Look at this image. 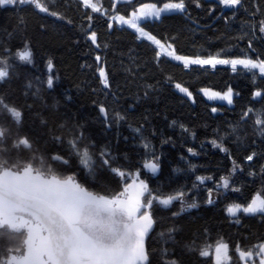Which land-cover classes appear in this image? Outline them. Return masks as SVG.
<instances>
[{
	"label": "trees",
	"instance_id": "obj_1",
	"mask_svg": "<svg viewBox=\"0 0 264 264\" xmlns=\"http://www.w3.org/2000/svg\"><path fill=\"white\" fill-rule=\"evenodd\" d=\"M42 2L59 15L31 4L0 6V60L7 61L9 73L0 81V97L22 113L17 124L0 111V128L5 132L0 157L9 161L6 166L22 171L32 163L37 169L43 158L57 175H72L98 194L122 190L124 181L111 168L139 171L153 193L184 192L183 205L179 200L169 206L154 201L147 264H215V255H200L206 245L212 250L222 241L236 259L237 247L250 251L264 244V214L231 216L226 211L234 203L246 205L258 192L264 195V135L258 131L264 126L254 123L255 114L264 112V97L253 99L255 91L264 93V77L253 80L241 66L237 72L230 65L185 68L167 55L174 50L192 58L219 52L226 53L225 58L264 59V32L259 30L264 0H241L236 7L220 0H184L183 11L142 19L140 26L166 46L159 57L156 45L109 17L128 18L143 4L162 7L178 0H101L100 12H92L78 0ZM93 31L99 47L87 39ZM26 45L32 52L30 64L16 56ZM101 67L108 87L101 82ZM49 76L52 88L47 86ZM177 83L192 96L180 92ZM229 87L235 94L232 104L213 102L201 91L226 92ZM249 108L253 112L244 117ZM22 138L29 141L30 149L13 147ZM73 140L88 148L95 162L91 173L70 147ZM213 140L227 151L214 147ZM252 153L253 160L247 161ZM54 155L68 163L51 160ZM105 158L108 165L102 163ZM147 160L158 164V173L144 169ZM233 161L240 169L230 176ZM17 163L19 168L13 167ZM199 176L212 179L201 184ZM221 177H230L229 189L217 187ZM233 187L240 191H232ZM210 189L211 204L207 203ZM190 203L197 207L188 208ZM25 238L24 230L0 228V261L11 253H24Z\"/></svg>",
	"mask_w": 264,
	"mask_h": 264
},
{
	"label": "snow or ice",
	"instance_id": "obj_2",
	"mask_svg": "<svg viewBox=\"0 0 264 264\" xmlns=\"http://www.w3.org/2000/svg\"><path fill=\"white\" fill-rule=\"evenodd\" d=\"M78 2H81L85 8H91L92 12L101 11L93 0H78ZM220 3L227 7H236L241 4V0H220ZM16 4H31L41 12L52 16L59 15L57 12L50 11L42 0H0V6ZM184 8V0L167 2L162 7L154 3L143 4L133 10L128 18L117 14L111 19L118 21L121 25H128L139 33V37L151 41L160 49L157 52L159 57L166 46L145 31L139 22L149 17L158 18L161 13L167 11H183ZM259 30L264 32V21H261ZM87 39L99 47L94 31L88 35ZM167 55L176 61H181L185 68L190 65H207L215 69L217 65H230L231 70L237 72L238 66H241L240 70L251 73L253 80L257 76L264 77V59L259 57L253 59L244 55L240 58H225L226 53L218 52L208 55L207 58L199 56L192 58L176 55L174 50L168 51ZM16 56L22 62L32 63V52L27 45L23 50L18 51ZM100 59V56L96 57L97 61ZM0 65H3L0 66V81H2L9 75L7 61L0 60ZM52 67V61L49 60L48 70L51 71ZM99 76L104 86L108 87V76L102 67L99 69ZM47 86L53 87L52 76L48 77ZM175 87L187 96H192L188 88L181 84L177 83ZM201 91L209 99L226 100L229 104L233 102V90L230 87L223 94L210 89H201ZM258 97H264V93L260 90L253 93V99ZM216 110V108L212 109L213 112ZM0 111L7 112L15 123H20L22 113L15 107H9L2 97H0ZM100 112L107 116L105 108L101 107ZM251 112L253 109L249 108L243 116L247 117ZM255 115L254 123L264 126V112H257ZM258 131L264 135V127L259 128ZM4 135V129L0 128V141L3 140ZM69 143L74 154L79 157L81 165L91 173L95 162L88 148H80L75 140ZM211 143L214 147L227 151L216 140ZM21 145L31 148L26 138L20 139L13 147L19 148ZM2 151L4 150L0 149V152ZM189 152H192V149H189ZM101 156H105V153H101ZM254 156L255 153H252L246 157V160L251 161ZM50 159L63 164L68 163L67 159L59 155H54ZM102 163L108 165L109 160L105 158ZM8 164V160L0 157V228L8 226L16 232L26 230V238L23 240L26 254L11 255L8 261H0V264H146L148 253L145 237L154 224L150 212L153 201L164 206H169L176 200H179L182 205L185 203V194L182 191L167 195L153 193L147 183L139 178V171L126 173L119 168H111L110 170L122 180L127 179L130 182L123 183L121 191L106 195L89 191L76 182L72 175L61 178L50 166L45 165L43 158H40V167L35 170V174H33L32 163L24 165L22 171H12L6 166ZM13 167L19 168V163ZM143 167L153 173L158 170V164L152 160L145 161ZM239 169L240 166L233 161L230 176ZM249 175L255 174L249 173ZM211 179L210 176L197 177L201 184ZM220 180L221 183L217 187L230 188V177H221ZM231 190L240 191L235 187ZM208 197L207 203H213L211 189L208 191ZM187 207L195 208L197 205L190 203ZM226 211L231 216H236L240 212L253 215L264 214V195L258 192L246 205L234 203L228 206ZM211 247L206 245L200 250V255L208 257L211 254L209 251ZM228 247L222 241L217 242L214 248L215 264H223L225 259H230ZM257 247L258 251L255 254L262 257L259 264H264V244ZM16 251L19 252L20 249L17 248ZM236 251L241 258H251L254 255L253 251H242L239 247ZM171 264L176 262L172 261Z\"/></svg>",
	"mask_w": 264,
	"mask_h": 264
},
{
	"label": "rangeland",
	"instance_id": "obj_3",
	"mask_svg": "<svg viewBox=\"0 0 264 264\" xmlns=\"http://www.w3.org/2000/svg\"><path fill=\"white\" fill-rule=\"evenodd\" d=\"M100 1L101 0H93V2L94 3H96L99 7L101 6V3H100ZM110 1H112V0H110ZM114 1H117V2H120V3H125V2H127V1H131V0H114ZM102 14H104V13H102ZM110 19H111V17H109ZM113 20V19H112ZM164 53V52H163ZM205 66H207V65H205ZM217 66H219V65H217ZM221 94H223L224 92H220ZM234 92H233V98H234ZM207 96V95H206ZM208 97V96H207ZM209 98V97H208ZM211 101H213V102H219V103H226V104H229L226 100H219V99H210ZM232 104V103H231ZM33 166V165H32ZM146 171H149L148 169H146V168H144ZM35 170H36V168H35V166H33V174H35ZM158 171H159V167H158V170L154 173V174H156V173H158ZM149 172H151V171H149ZM153 173V172H152ZM62 178V177H61ZM140 179H142L141 178V176L139 177ZM124 181V183L125 182H130V180H123ZM76 182H78L77 180H76ZM146 182V181H145ZM79 183V182H78ZM147 183V182H146ZM148 185V184H147ZM148 187H149V185H148ZM173 202H175V201H173ZM153 204H154V201H153ZM153 204H152V207H151V209H150V212H151V216H152V218H153ZM240 213H242V212H240ZM240 213H237V215L236 216H238ZM153 220H154V218H153ZM154 226H155V221H154V224H153V226H152V228L150 229V231L148 232V234L146 235V237H145V247H146V249H147V239H148V237H149V235L151 234V232H152V230H153V228H154ZM4 227H8V226H4ZM22 231V230H21ZM24 231H26V230H24ZM210 251V253L211 254H213V255H215V253H214V248L212 249V250H209ZM243 251V250H242ZM250 251H253V253H254V255H253V257H251V258H247V257H245V258H241L240 256H239V258H236V259H232L231 258V256H230V249H229V247H228V256L230 257V259H225L224 261H223V264H259V261L261 260V256H259V255H256L255 253L258 251V247H255L253 250H250ZM148 253V252H147ZM22 254H26V249H25V251H24V253H22ZM21 253L19 254V253H11V255H22ZM10 255V256H11ZM10 256L6 259V261H8L9 259H10ZM148 260H149V257H148ZM148 260H147V262H148ZM147 262H146V264H147Z\"/></svg>",
	"mask_w": 264,
	"mask_h": 264
}]
</instances>
